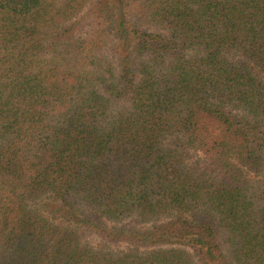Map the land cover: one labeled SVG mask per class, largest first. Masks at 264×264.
<instances>
[{"label": "trees", "instance_id": "1", "mask_svg": "<svg viewBox=\"0 0 264 264\" xmlns=\"http://www.w3.org/2000/svg\"><path fill=\"white\" fill-rule=\"evenodd\" d=\"M0 264H264V0H0Z\"/></svg>", "mask_w": 264, "mask_h": 264}, {"label": "rangeland", "instance_id": "2", "mask_svg": "<svg viewBox=\"0 0 264 264\" xmlns=\"http://www.w3.org/2000/svg\"><path fill=\"white\" fill-rule=\"evenodd\" d=\"M198 157H202V154H198ZM108 225H111L108 222ZM124 227H135L137 229H145V228H149L150 225L146 224V225H140V224H136L133 223L129 220L124 221L123 223H121V226ZM84 242L91 244L93 247L96 248H107L109 250L112 251H126L129 250V246H127L125 243H110V242H106L103 241L100 237H98L97 235L94 234H90V233H86V235L84 236V238L82 239Z\"/></svg>", "mask_w": 264, "mask_h": 264}]
</instances>
